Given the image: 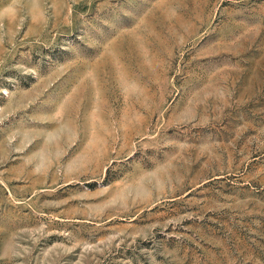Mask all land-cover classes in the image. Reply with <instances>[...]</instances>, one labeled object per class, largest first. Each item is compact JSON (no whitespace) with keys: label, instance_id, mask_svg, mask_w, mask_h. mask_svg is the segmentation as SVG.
<instances>
[{"label":"rangeland","instance_id":"374dc122","mask_svg":"<svg viewBox=\"0 0 264 264\" xmlns=\"http://www.w3.org/2000/svg\"><path fill=\"white\" fill-rule=\"evenodd\" d=\"M0 264H264V0H0Z\"/></svg>","mask_w":264,"mask_h":264}]
</instances>
